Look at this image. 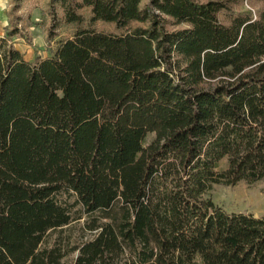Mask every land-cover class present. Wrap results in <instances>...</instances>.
<instances>
[{
	"label": "trees",
	"instance_id": "1",
	"mask_svg": "<svg viewBox=\"0 0 264 264\" xmlns=\"http://www.w3.org/2000/svg\"><path fill=\"white\" fill-rule=\"evenodd\" d=\"M17 10L0 37V264H264V216L206 198L264 179V0H49L48 40L75 31L31 61Z\"/></svg>",
	"mask_w": 264,
	"mask_h": 264
},
{
	"label": "rangeland",
	"instance_id": "2",
	"mask_svg": "<svg viewBox=\"0 0 264 264\" xmlns=\"http://www.w3.org/2000/svg\"><path fill=\"white\" fill-rule=\"evenodd\" d=\"M13 6H17L16 15L21 18L20 28L26 36L29 37L30 45L22 39H14V46L24 55L32 60L37 54L41 58L51 56L50 51L55 50L59 43L72 37L75 26L67 25L63 20L57 29V36L52 40H48V30L51 26V15L49 13V0H6L5 9L2 12V18L6 22L5 28L9 27V11ZM249 5L244 2V9H249ZM260 3H256L251 9L254 12L259 10ZM59 12V11H58ZM86 27L88 20V10L83 11ZM59 13V17H60ZM3 28V30L5 29ZM97 31L110 32L113 27L104 23H97L95 26ZM3 31L0 32V36ZM153 139V135H148L145 145L149 144ZM213 204L226 214H245L253 215L256 218L264 216V179L253 185H247L240 182L234 186L216 185L206 195ZM71 240L78 241L82 234L80 226L75 224L72 228ZM76 254L68 255L64 264H71Z\"/></svg>",
	"mask_w": 264,
	"mask_h": 264
},
{
	"label": "crops",
	"instance_id": "3",
	"mask_svg": "<svg viewBox=\"0 0 264 264\" xmlns=\"http://www.w3.org/2000/svg\"><path fill=\"white\" fill-rule=\"evenodd\" d=\"M5 2H6V0H0V32H2L3 28H5V26L7 25L6 22L4 21V19L2 18V12L5 9ZM21 53L24 55V52H21ZM24 58L27 61H31L30 57H28L27 55H24Z\"/></svg>",
	"mask_w": 264,
	"mask_h": 264
}]
</instances>
